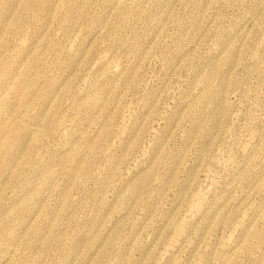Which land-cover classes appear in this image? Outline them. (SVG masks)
<instances>
[{"label": "rangeland", "instance_id": "obj_1", "mask_svg": "<svg viewBox=\"0 0 264 264\" xmlns=\"http://www.w3.org/2000/svg\"><path fill=\"white\" fill-rule=\"evenodd\" d=\"M0 264H264V0H0Z\"/></svg>", "mask_w": 264, "mask_h": 264}]
</instances>
